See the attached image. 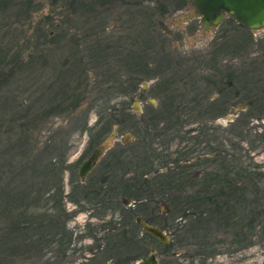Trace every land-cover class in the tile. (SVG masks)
Instances as JSON below:
<instances>
[{
    "label": "rangeland",
    "instance_id": "obj_1",
    "mask_svg": "<svg viewBox=\"0 0 264 264\" xmlns=\"http://www.w3.org/2000/svg\"><path fill=\"white\" fill-rule=\"evenodd\" d=\"M74 1L0 0V237L10 227L26 221L27 217H21V213L33 202L34 193L39 199L42 193H53V182L49 187L44 185V166L50 159V164H56L65 153L64 165L69 166L70 171L63 173L65 199L62 204L65 213L70 214L65 225L72 234L71 245L64 256L51 246L31 252V257L25 256L16 264H46L60 258L67 264H134L148 257L151 251L158 264H164L173 252L183 264H264V242L244 249L229 247L227 241L228 245L219 248L217 255L204 258L185 246L170 250L145 235L142 227L136 224L137 219L146 220L157 228L166 222L176 230L181 222L167 216L170 192L167 189L159 191L155 186L162 181L161 176L155 177V181L144 188L141 184L136 186L137 190L132 187L131 192H118L115 188L119 181L124 186L131 184L134 176L145 174L143 180L153 176H148L149 172L164 170L159 163L144 172L132 168L137 164L134 154L150 147V139L143 137L145 134L137 140L133 122L141 119L146 106H153L156 111L167 101V95L158 91L161 79L177 80V85L181 86L179 78L183 76L186 82L211 88L204 81L208 78L204 73L207 67L211 68L214 59L220 61V71L228 65L242 70L249 63L259 62L251 66V71H256L251 84L258 91L264 86V30L253 31L248 37L228 18L218 28L205 29L191 0H101L93 5L92 11L72 9L70 4ZM240 38L248 39L251 45L238 53L239 60L217 53L219 42L229 41V46L236 48ZM148 40L152 41L150 46L156 44L155 55L149 51ZM92 43L104 48L121 47L123 52L132 46L136 52L145 51L147 55L143 61L153 62L149 67L158 75L134 83L132 80L137 76L127 71L125 65L116 63L114 52L110 54L111 60L97 61L96 68L82 65L76 75L69 72L68 78L65 73L68 64L87 57L82 49ZM57 79L64 80L62 87L68 90L69 96L78 93L84 96L82 105L73 109L69 116L58 115V104L53 102L60 86V80L56 86ZM158 96L162 98H154ZM208 96L214 100L217 95L210 93ZM108 108L124 109L125 114L119 118L127 123H112L113 132L98 145L97 151L103 149L98 166L85 180H80L78 169L90 154L89 149L87 151L89 135L82 128L83 120L86 118L89 129ZM244 110L245 106L238 105L233 114L208 119L206 127L209 134L219 140V148L264 166V143L257 140L264 132V117L252 119L251 126L257 128L256 133L252 132V136H245V139L225 132L232 123L236 124L235 114ZM183 121L194 137L184 141L186 150H192L193 156L208 153L210 148L206 141L209 138L200 136L201 130L196 125L199 120L194 118L189 126L187 120ZM160 127L158 125L154 132L157 133ZM164 141L160 138L150 142L153 148L171 153L176 152L177 147L185 149L178 139L166 146ZM235 144L242 149L240 152L234 151ZM121 148H133L134 152L122 159L125 165L123 162L119 165L120 158L117 160L116 157H120ZM56 158L58 161H53ZM102 175L107 177L110 191L101 187L88 188L94 184L92 180H102ZM72 183L78 184L74 187L76 191L71 189ZM30 191L32 197L28 195ZM73 200L76 202L71 203ZM38 204L39 215L52 213V205L43 206L41 201ZM164 207L166 211H163ZM128 211L132 212L129 224L123 223L122 219ZM114 228L118 230L114 231ZM163 232L172 240L171 232Z\"/></svg>",
    "mask_w": 264,
    "mask_h": 264
},
{
    "label": "trees",
    "instance_id": "obj_2",
    "mask_svg": "<svg viewBox=\"0 0 264 264\" xmlns=\"http://www.w3.org/2000/svg\"><path fill=\"white\" fill-rule=\"evenodd\" d=\"M82 1L84 0H75L70 4L71 8L92 11L93 5L101 2V0ZM148 41L150 46L152 41ZM92 44H88L82 49V53L87 54V57L68 64L70 66L65 72L66 76L69 72L72 74L75 72L76 75L82 65L85 68L86 66L96 68L94 65H97V61L111 60L110 54H114V52L116 63L119 62L122 66L125 65L127 71H131L132 74L137 76L136 79L132 80L134 83L141 81L143 78L150 79L158 75L157 72L152 73L153 69L149 67L150 62L147 63V60L143 61L147 55L145 51L136 52L132 46L128 47L126 52H123L120 50L121 47L104 48L100 47L98 43ZM111 49L112 51L108 52ZM149 51L151 55L156 54L155 42L150 46ZM152 64L154 63L152 62ZM67 77L70 78V76ZM254 77H256V71H251L247 76L242 75L237 84H235L236 88H240V86L247 87L251 97L256 96L257 98L254 101L253 99L250 102L247 101L251 105L250 115L237 119L236 124L232 125L231 134L243 139H245V136H252V132L257 129L255 127L248 128L249 120H262L261 118L264 117V113L261 114L264 112V99L260 98V91H255L256 88L251 84V80ZM182 78L183 76L179 79ZM59 80L60 86L56 90L58 95L55 99L53 98V102L58 104V115L68 114L69 116L73 109H77L82 105L81 102H83L84 96L81 97V93L69 96L68 90L62 87L64 80L62 82L61 79ZM59 80L57 79L56 86ZM168 80L162 78L157 85L159 93L167 95V101L160 105L162 108L154 111L153 106H146L145 113L140 119L141 122H139L140 120L133 122L132 128L135 130L137 140L141 139V134H145L143 137L150 139V141L163 138L165 140L164 146H166L176 138L179 139L183 120H187L186 124L189 126V123L194 122L192 120L195 118L199 120L195 124L199 125L200 136L209 138L206 142L210 150L208 153L194 156L193 151L189 149L183 153L174 154V152L171 153L165 149L153 148L152 143L149 141L150 147L134 154L137 164L132 168H135L136 171L144 172V170L150 169L153 165L159 163V165L164 166L163 169L165 171L161 172L157 169L149 172L148 176H153L143 180L141 178L142 176L145 177V174H141L140 177L134 176L136 178H131V184H125L124 186L119 181L118 192L123 190L131 192V188L135 187L136 189L138 184H141L140 187L144 188L146 184H151V181H155V177H162V181L155 186H157L156 188L159 191L167 189L170 192V196L167 198L169 201L167 216L173 221L180 219L183 222L179 223L177 230L171 229L166 222L158 225L162 231L167 230L172 234L170 244L164 246L170 250H178L185 246L192 249L194 253L206 258L217 255L220 252L219 248L228 245L227 241H229V247L233 245L244 249L250 248L258 242L261 244V242H264V166L254 163L252 159L249 161L242 160L235 153L231 155L227 150L219 148V140L209 134L206 124L208 119L215 120L219 118L220 114L217 111L220 113L223 108L220 107L219 103L211 101L209 94L201 97L197 94L199 89L193 82L190 83V91L184 94L183 88L177 85V80L174 82H169ZM75 89L73 88V92ZM154 98L158 100L162 97ZM179 111H187V113L182 115ZM125 112L121 108L103 110L98 120L89 129L86 126V118H84L82 128L88 132L91 149L98 146L103 139L113 132L114 124L112 123L119 125L127 123L126 120L119 118ZM107 117L112 118L110 120ZM78 125L80 124L78 123ZM158 125H161V127L155 133L154 130ZM143 129L147 132H143ZM142 140L145 142L144 139ZM257 140L264 143V132L258 135ZM210 143H214V146H211ZM137 145L140 146V144ZM235 145L234 151L240 152L242 150L240 146L238 144ZM133 148H121L119 150L120 157L116 156L117 160L120 158L119 165L122 162L125 165L122 159L126 158V154H131L132 156V153H134ZM64 154L61 157V161L56 158L53 161L58 162L50 164L52 160L50 159L44 166V176H46L44 185L49 187L50 183L53 182V193H42L41 199H39L40 197L37 193H34L33 202L21 213V217H27L26 221L21 223L20 226L10 227L8 231L6 230L7 232L5 231L1 235L0 264H16V261L22 260L25 256L31 257V252H38L51 246H55L61 255L64 256L71 245L72 234L68 233L65 225L68 218H70V214L65 213L64 205L62 204L63 199H65L62 187L63 173L69 169V166L64 165L66 161ZM104 178L107 177L102 175V179ZM139 192L142 193L143 190H139ZM28 195L32 197L33 193L30 191ZM39 201H41L43 206L52 205V213L39 215L37 213L40 209L38 207ZM73 202L76 201L73 200L71 203ZM129 218H132V212L128 211L123 214V223L127 222L129 224ZM146 222L149 224L148 221ZM138 226L141 228L140 225ZM148 236L152 240L154 239L150 235ZM93 258L94 256L91 259L93 260ZM62 260L60 258L56 262H48L46 264H67ZM179 260L176 252H173L169 259L164 261V264H183Z\"/></svg>",
    "mask_w": 264,
    "mask_h": 264
},
{
    "label": "flooded vegetation",
    "instance_id": "obj_3",
    "mask_svg": "<svg viewBox=\"0 0 264 264\" xmlns=\"http://www.w3.org/2000/svg\"><path fill=\"white\" fill-rule=\"evenodd\" d=\"M225 18L231 19L239 27V29L244 30L245 31L244 33L246 35H248V37H251V32H253L254 30H250V29H247V28H244V27L240 26L230 16L229 17L225 16L224 19ZM222 21L220 22V24L222 23ZM218 27L219 26H216V28H218ZM212 28H215V27H212ZM260 30H257V31H260ZM257 31H255V32H257ZM241 36H243V38H244V35H241ZM243 38H240L241 40H237V42H240V43L238 45H235L236 48H231L229 46V43H230L229 41H228V43H225V44H220V42H219L218 48L216 50L217 53L219 52L220 56H223L224 54H226L227 56H230V58H233L235 60H239L240 55L238 53H241V52L245 51L247 49V47L249 45H251V43L248 42V39L244 40ZM249 56H251V55H249ZM214 60L215 61H212L213 63L211 64V68L207 67L206 70H205V73H204V75L208 76V78H205L204 81H205V83H207V86L210 85L211 88H200L199 85L197 84V88L199 89V92L197 94H199L201 97L205 96V95H208L210 93H212V95H214V94L217 95L214 98V100H211V101H215V102L219 103L220 107L223 108V110L220 113H219V111H217L218 114H220L219 118L226 117L230 113L233 114L234 113L233 112L234 108L237 107L238 105L245 106V110H244V112L241 111L240 113H236L235 114L236 115L235 120L237 121V119H239L241 117L249 116L250 115L249 110H250L251 105L248 104L247 101L250 102L252 99L254 101L257 98H256V96L255 97H251L250 91L247 89V87L240 86V88H241L240 89V88H236L235 84H237L238 80L240 79V77L242 75L243 76H247L248 74H250L251 66L255 65V64L259 63V62H255V63H251V64L249 63V65H247V67L242 69V70L238 69V67L234 68V67L228 65L226 67V69H222L220 71V68H219L220 61H217L216 59H214ZM208 73L210 75H208ZM209 80H210V82H209ZM180 84H181V87L184 90V94H187L190 91V82H186V79L182 78ZM194 85L196 86V84H194ZM258 90L260 91V94H261L260 98L264 99V86L261 87V89H258ZM179 112L182 115L184 113H187V111H182V112L179 111ZM263 113L264 112H262L261 114H263ZM252 122H253V120L250 119L249 123H248V128H254L253 126H251ZM232 124H234V123H232ZM231 128L230 129H226L225 132H231ZM192 136H193L192 132L190 130H188V128L185 126L184 121H183V127H182L181 135H180L179 139L178 138H176V139H178V141L181 142L183 144V146H184L185 145L184 141L186 139L189 140V138L193 139L194 137H192ZM87 144H88L87 151L89 149L90 154H89V156L87 157V159L85 161H87L94 153H96V151L98 149V146H96L95 148L91 149L90 142L87 143ZM184 151H186V147H185V149L177 147V151H176L177 153H183ZM176 152H174V154H177ZM99 158H100V156L98 157V159L96 161V164L92 167L91 172L98 166L97 164H98ZM172 158H173V156H172ZM80 167H79V169H80ZM79 169H78L77 175L80 178V180L81 179L85 180V177L91 173V172H89L85 177L81 178L80 175H79ZM68 172H70L69 169H68ZM91 182H94V184L91 187L88 186V188H90L91 190L95 189L96 187H98V188L101 187L100 189H102V190H105L107 188V190L110 191V184H107V182H108L107 178H104L102 180L101 179H99V180L94 179ZM91 182H89V184ZM101 183L103 184L102 186H101ZM77 185L78 184H74L73 185V183H72L71 189L73 190L74 187L77 186ZM115 188L118 189V183L116 184ZM100 189H99V192H100Z\"/></svg>",
    "mask_w": 264,
    "mask_h": 264
},
{
    "label": "water",
    "instance_id": "obj_4",
    "mask_svg": "<svg viewBox=\"0 0 264 264\" xmlns=\"http://www.w3.org/2000/svg\"><path fill=\"white\" fill-rule=\"evenodd\" d=\"M191 4L198 14L201 24L205 29L219 26L225 16H230L240 26L250 30L264 29V0H191ZM102 150L94 153L85 161L80 169L79 175L85 177L91 172L92 167L96 164ZM166 211L167 208L164 207ZM137 224L142 227L145 234L150 235L160 244L167 246L171 242L169 234L163 232L157 227L149 225L142 219H137ZM134 264H158L156 255L153 251L151 254L135 262Z\"/></svg>",
    "mask_w": 264,
    "mask_h": 264
}]
</instances>
